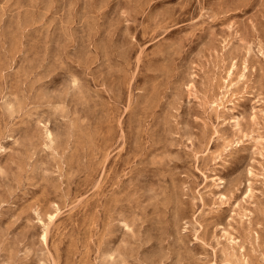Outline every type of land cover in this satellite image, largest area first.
Listing matches in <instances>:
<instances>
[{"label": "rangeland", "instance_id": "374dc122", "mask_svg": "<svg viewBox=\"0 0 264 264\" xmlns=\"http://www.w3.org/2000/svg\"><path fill=\"white\" fill-rule=\"evenodd\" d=\"M263 113L264 0H0V264H264Z\"/></svg>", "mask_w": 264, "mask_h": 264}, {"label": "bare ground", "instance_id": "6f19581e", "mask_svg": "<svg viewBox=\"0 0 264 264\" xmlns=\"http://www.w3.org/2000/svg\"><path fill=\"white\" fill-rule=\"evenodd\" d=\"M233 71V70H232ZM226 88V87H225ZM226 97V96H225ZM222 99V98H221ZM221 101V100H220ZM219 102V101H218ZM217 103V102H216ZM221 103H217V105L219 106ZM223 104V103H222ZM223 106V105H222ZM227 106V105H226ZM264 114V113H263ZM254 119V118H253ZM208 151V150H207ZM206 176V175H205Z\"/></svg>", "mask_w": 264, "mask_h": 264}]
</instances>
